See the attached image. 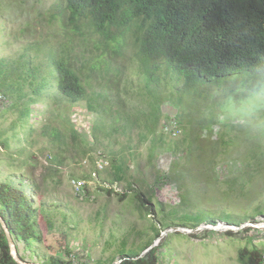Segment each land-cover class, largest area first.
Masks as SVG:
<instances>
[{"label":"rangeland","instance_id":"rangeland-1","mask_svg":"<svg viewBox=\"0 0 264 264\" xmlns=\"http://www.w3.org/2000/svg\"><path fill=\"white\" fill-rule=\"evenodd\" d=\"M58 3L0 0V60L15 62L26 51L33 55L27 49L32 44L57 50L58 56L63 47L82 71L89 96L107 93L108 100L100 101L102 112L95 113L89 111L87 101L70 104L61 98L54 103L53 89L48 98L34 95L29 86L22 90L16 86L12 94L0 91L4 97L0 181L23 180L26 191L37 190L35 204H46L38 217L41 241L28 248L19 242L21 256L39 264L51 257L71 263L75 259L79 264H120L122 256L149 241L159 245L154 227H169L184 232L162 249L161 264H240L239 252L244 248H257L264 264V156L259 155L252 168L247 165L256 147L264 151V106L241 111L264 84L244 74L211 82L167 79L162 93L171 100L160 105L156 127L140 116L123 130L124 121H116L118 104L129 113L136 109L149 113L144 97L137 94L144 81L139 78L132 39L122 56H114L88 26L71 25L68 10L64 5L58 8ZM39 60L47 67L48 56L41 55L35 64ZM176 84L180 89L176 90ZM67 118L90 144L88 157L81 154L83 138L72 139ZM102 123V131L93 132L92 126ZM112 125L120 130L112 131ZM54 129L64 134L63 142L50 136ZM221 137L228 145L219 141ZM120 159L125 163L124 179L111 185L113 165ZM96 171L97 177H91ZM76 178L85 182L86 197L76 195L71 184ZM129 183L151 200L154 215L141 208ZM221 216L235 222L249 216L255 223L245 219L239 224L243 229L232 231ZM197 219L202 224L196 230L178 226L194 225ZM213 220L216 226L210 225ZM221 226L225 230H214ZM246 228L253 230L241 234ZM206 230L215 233L206 236ZM228 231L236 235L227 236ZM65 245L73 256L66 257Z\"/></svg>","mask_w":264,"mask_h":264},{"label":"trees","instance_id":"trees-1","mask_svg":"<svg viewBox=\"0 0 264 264\" xmlns=\"http://www.w3.org/2000/svg\"><path fill=\"white\" fill-rule=\"evenodd\" d=\"M63 5L69 12V23L76 28L88 26L92 34L97 35L105 47L112 50L114 56L123 55L130 39L137 49L135 59L139 65V78L144 81L137 94L144 97L143 101L149 113L142 109L129 113L118 104L116 121H124L123 130L130 129L140 116L144 117V121H149L153 129L156 127L160 105L165 100H171L162 93L167 79L177 83L191 79L211 82L214 78L244 74L248 79L264 84V0H60L58 8L61 9ZM27 49L33 51V55L26 51L15 62L0 60V91L12 94L16 86L19 90L29 86L34 95L48 98L53 89L57 98L51 99L56 104L61 98L70 104L87 101L89 111L102 112L100 101L108 100L107 93L93 92V95L89 96L81 76L82 71L75 67L70 51L61 47V55L58 56L59 51L46 50L37 44H32V47ZM41 55L48 56L47 67L41 60L39 64H35ZM109 70L106 66V73ZM171 88L174 89V86ZM178 89L180 87L176 84V90ZM109 90L111 91V88ZM129 95L132 96V93L129 92ZM35 102L30 100V104ZM109 113L111 114V111ZM67 122L72 139L76 141L78 136L83 138L84 148L81 154L83 158L88 157L91 146L86 137L76 130L69 118ZM104 126V123L92 126L93 132L98 129L99 132L102 131ZM112 127V131L120 130L118 126ZM47 129L48 127H45L44 131ZM50 136L57 142H63L65 139L64 134L55 129L51 131ZM93 139L97 141L95 135ZM219 141L223 142L224 139L221 137ZM223 144L228 145L227 141ZM261 149L256 147L254 155L248 160L247 165L251 168L252 162L261 159L259 155L264 156ZM89 159L93 161V158ZM59 164H62V161H59ZM124 165L121 159L118 164L113 165L114 177L111 185L124 179ZM81 178L87 179L85 176ZM24 184L20 179L14 183L8 180L0 181V216L6 223L23 260L25 259L18 250V244L23 242L28 248L41 241L38 217L44 213L46 205L42 202L37 206L33 200L37 190L26 191ZM128 185L146 214L154 215L155 208L149 207L151 200H146L142 193L134 190L132 183ZM31 187L34 189V184H31ZM107 191L111 193V190ZM128 192L123 193L121 197H127ZM257 213L263 215V211ZM248 217L235 222L221 216L220 220L239 226L240 221L245 219L254 221V218ZM201 224L202 220L197 219L194 225L180 223L178 226H191V229H195ZM210 225L216 226V220L210 221ZM167 229L169 227L164 230L154 227L156 239ZM250 230L253 229L246 228L241 234ZM204 233L208 236L215 232L206 230ZM226 235L236 234L228 231ZM181 236L183 235L180 232L168 234L161 239L159 245L140 257L153 245V241H149L140 249L122 256L123 261L120 264H161L159 255L162 249L166 248L170 240ZM65 250L66 257L73 256L67 245ZM238 260L240 264L263 262L262 253L257 248L241 249ZM70 263L65 259L57 260L52 257L50 260L41 259V264ZM0 264H17L11 257L1 223Z\"/></svg>","mask_w":264,"mask_h":264},{"label":"water","instance_id":"water-1","mask_svg":"<svg viewBox=\"0 0 264 264\" xmlns=\"http://www.w3.org/2000/svg\"><path fill=\"white\" fill-rule=\"evenodd\" d=\"M0 223H1V226L5 232V235H6V238H7V241H8V245H9V250H10V254H11V257L13 258V260L17 263V264H39V263H35V262H29V261H26V260H23L19 254H18V251H17V248H16V245H15V242L10 234V231L6 225V223L4 222L3 218L0 216ZM228 227L231 226V230L232 231H240L241 229L244 228V226L242 227H239V226H235V225H229L227 224ZM253 228H259L257 226L253 227ZM203 229V228H202ZM205 229H208V228H205ZM191 230V229H190ZM196 230V229H195ZM204 230V229H203ZM215 231H220V230H225V228L223 226L221 227H217V228H214ZM194 231V230H192ZM174 233V232H184L183 228H174V229H169V230H166L164 231L159 240L162 239L163 237L167 236L168 234L170 233ZM154 248V245H152L148 250H146L144 253L141 254L140 257H143L148 251H150L151 249ZM122 262V260H121ZM120 262V263H121Z\"/></svg>","mask_w":264,"mask_h":264},{"label":"clouds","instance_id":"clouds-1","mask_svg":"<svg viewBox=\"0 0 264 264\" xmlns=\"http://www.w3.org/2000/svg\"><path fill=\"white\" fill-rule=\"evenodd\" d=\"M264 106V87H259L253 95L249 98L247 103L243 106L241 111H252L256 108ZM229 111L234 112L235 107L229 104ZM251 226H255L254 224H250Z\"/></svg>","mask_w":264,"mask_h":264},{"label":"built area","instance_id":"built-area-1","mask_svg":"<svg viewBox=\"0 0 264 264\" xmlns=\"http://www.w3.org/2000/svg\"><path fill=\"white\" fill-rule=\"evenodd\" d=\"M4 101V97L3 95L0 94V105L2 104V102ZM168 131L171 130V128H167ZM100 168H102V166H99ZM100 172V170H99ZM97 177V171L94 172L93 174H91V177ZM72 187L76 193L77 196L80 197H86V191H85V182L83 180H79V179H72L71 181ZM72 264H79L75 261V259L72 260Z\"/></svg>","mask_w":264,"mask_h":264}]
</instances>
